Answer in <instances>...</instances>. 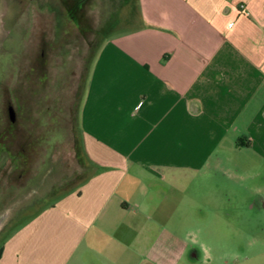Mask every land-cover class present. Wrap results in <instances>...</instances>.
I'll list each match as a JSON object with an SVG mask.
<instances>
[{"label":"crops","instance_id":"obj_1","mask_svg":"<svg viewBox=\"0 0 264 264\" xmlns=\"http://www.w3.org/2000/svg\"><path fill=\"white\" fill-rule=\"evenodd\" d=\"M93 3L88 170L8 225L0 264H264V238L237 253L227 232L236 209L264 218V0Z\"/></svg>","mask_w":264,"mask_h":264},{"label":"rangeland","instance_id":"obj_2","mask_svg":"<svg viewBox=\"0 0 264 264\" xmlns=\"http://www.w3.org/2000/svg\"><path fill=\"white\" fill-rule=\"evenodd\" d=\"M94 1L0 0V238L11 222L74 187L88 170L78 114L90 59L110 24L99 20L105 6ZM180 216L172 214L174 225ZM228 219L232 251H257L264 218L236 209ZM171 264L201 263L188 257Z\"/></svg>","mask_w":264,"mask_h":264},{"label":"water","instance_id":"obj_3","mask_svg":"<svg viewBox=\"0 0 264 264\" xmlns=\"http://www.w3.org/2000/svg\"><path fill=\"white\" fill-rule=\"evenodd\" d=\"M10 117H11V120H12V121L15 120L14 110H13L12 107H11V109H10Z\"/></svg>","mask_w":264,"mask_h":264},{"label":"flooded vegetation","instance_id":"obj_4","mask_svg":"<svg viewBox=\"0 0 264 264\" xmlns=\"http://www.w3.org/2000/svg\"><path fill=\"white\" fill-rule=\"evenodd\" d=\"M11 107H12V106H9V107H8V114H9L8 116H9L10 120H11V117H10V109H11ZM12 108H13V107H12ZM13 110H14V109H13ZM11 121H12V120H11Z\"/></svg>","mask_w":264,"mask_h":264}]
</instances>
